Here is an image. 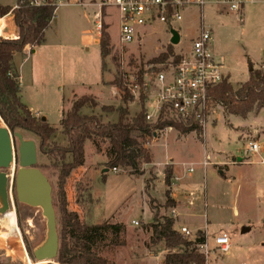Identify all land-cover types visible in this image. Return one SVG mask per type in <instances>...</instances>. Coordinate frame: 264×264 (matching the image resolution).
I'll list each match as a JSON object with an SVG mask.
<instances>
[{
  "label": "rangeland",
  "instance_id": "obj_1",
  "mask_svg": "<svg viewBox=\"0 0 264 264\" xmlns=\"http://www.w3.org/2000/svg\"><path fill=\"white\" fill-rule=\"evenodd\" d=\"M93 1L99 3L101 0ZM13 2L15 0H0L2 4ZM83 2L87 4L89 1ZM58 6L56 19L50 27L49 41L63 34V57L59 59V49L55 50L53 46L46 51L38 48L37 56L29 54L26 59L17 57L21 63L16 65L22 86L31 81V69L41 82L50 81L62 92L72 87L76 93L92 95L98 103L93 112L101 114L104 121H116V111L105 114L100 110L102 106L116 108L121 104L118 90L107 84L116 73L115 62L127 72L132 82L135 77L133 72L141 62L165 52L171 46V28L155 20L139 27L140 35L133 42L122 43L119 39L118 11L112 6L103 7L102 32L108 36L111 51L105 57L102 72L93 19H85V15H82L85 12L74 0ZM181 13L182 20L175 22L172 28L180 35L179 42L172 45L173 52L185 50L198 34L202 22L212 30L211 51L223 63V71L234 88L248 79L251 68H259L264 63V0H246L238 11L207 4L201 9L198 6L186 7ZM113 57L117 61H113ZM149 77L150 74L144 77L146 82L150 80ZM82 82L84 85H80ZM136 90L134 94L132 92L135 100L127 104L131 116L140 108ZM90 112L89 108L83 109V113ZM50 120L52 126L59 129L55 140L61 143L63 137L57 114L51 115ZM4 125L0 118V126ZM260 126L264 127V108L259 112L253 110L242 118L228 114L221 105L214 104L208 123L200 134L195 131L181 133L172 128V131H154L152 135H147L145 147L150 151L152 162L142 164L143 175H131L122 168L112 171L106 165L110 159L106 154L107 140L96 139L100 150L96 149L93 140H86L84 164L72 171L65 184L67 209L77 212L87 224L108 220L123 225L118 234L106 231L105 240L92 248L109 264H162L166 253L163 244L152 245L149 241L150 231L142 226L152 220L153 213L171 216L173 208L177 213L172 217L176 230L185 225L192 234L198 230L206 232L209 250L205 256L206 264H264V174H259L264 164L237 160L238 156L243 160L251 159L252 154L247 153L246 145L248 141L264 139V136L258 139L264 133ZM21 133L24 139H34L38 147L34 134L27 131ZM137 137L142 140L140 135ZM207 157L209 164L204 166L203 161ZM223 161L232 163L226 165ZM37 162V165L47 164L48 160L37 153ZM171 164L175 176L179 177L178 180L171 178V193L174 191L173 184L193 181L205 192L204 202L195 189L191 191L194 192L192 199L190 190L180 188L175 206L164 207L168 186L163 177L165 169H171ZM190 167L193 168L192 172L188 171ZM16 168L17 165L12 164L7 172L11 203L9 211L13 210L15 214L18 234L10 235V228L2 222L0 214V264H36L29 253L46 239V218L41 207L20 202L15 204L12 179ZM226 168L229 169L230 174L226 175H230V179H226L225 172L220 171ZM42 171L52 184L54 200L56 175L50 169ZM200 196L203 198V193ZM189 201H193L191 207L188 206ZM133 220L138 225H134ZM226 225L231 226L228 231L231 244L229 255L222 254L212 240V236L227 231L224 228ZM243 228L248 231L242 232Z\"/></svg>",
  "mask_w": 264,
  "mask_h": 264
},
{
  "label": "trees",
  "instance_id": "obj_2",
  "mask_svg": "<svg viewBox=\"0 0 264 264\" xmlns=\"http://www.w3.org/2000/svg\"><path fill=\"white\" fill-rule=\"evenodd\" d=\"M34 1L15 0L14 5L0 4V17L12 14V22L17 30L16 37L0 36V118L11 132L27 131L35 135L38 141L37 153L43 154L48 160L47 164L37 167L41 170L50 169L56 175L55 199L53 200L52 196V200L54 209L57 208L55 214L58 252L53 261L40 264H109L106 258L92 248L96 243L105 240L106 231L111 230L118 234L123 225L110 223L108 220L87 224L80 219L77 212L69 211L66 206L65 184L72 171L84 164L85 141L93 140L96 149L100 150L96 139L107 140L106 154L110 157L106 163L108 168H122L131 175H143L142 164L152 162L150 151L145 147L147 135H152L155 129L169 126L181 133L195 131L200 134L201 128L193 121L175 120L166 117L167 114H162L155 123H149L145 118L147 86L144 75L161 70L171 57L174 60L179 58L178 53L173 52L170 43L168 50L137 66L133 72L135 80L132 82L128 79L127 72L121 70L119 64L115 62L116 73L107 84L118 90L121 104L116 108L110 105L102 106L100 110L105 114L116 111L118 115L116 121H104L101 114L93 112L98 106L95 98L92 95H82L62 114L59 124L63 139L61 143L57 142L56 132L59 129L49 124L45 118L35 116L21 101L20 76L13 56L15 53H22L27 46L32 49L44 43L45 32L55 16L58 2L68 0H43L39 4H35ZM98 44L101 71L104 72L105 57L109 55L111 46L107 34L102 30ZM112 60L117 61L116 57ZM248 63L250 64L249 61ZM134 84L138 85L137 100L140 108L131 116L127 104L135 100L131 90ZM208 95L213 104L221 105L228 114L245 118L253 110L258 112L264 108V63L259 68H252L248 79L239 87L234 88L226 76L208 92ZM84 108H89L92 112L83 113ZM138 135L142 140L138 139ZM171 178L172 170L165 169L163 180L168 186L165 190V208L175 206V201L171 197ZM147 187L146 181L145 188ZM12 191L14 202L18 205L14 181ZM142 227L150 231L149 241L152 245L163 244L166 253L162 264H206L205 255L199 249V245L206 240L201 230H198L193 238H185L174 228V219L171 216L157 213H153L152 220ZM29 254L35 260L33 252Z\"/></svg>",
  "mask_w": 264,
  "mask_h": 264
},
{
  "label": "built area",
  "instance_id": "obj_3",
  "mask_svg": "<svg viewBox=\"0 0 264 264\" xmlns=\"http://www.w3.org/2000/svg\"><path fill=\"white\" fill-rule=\"evenodd\" d=\"M43 0H35L39 4ZM69 1V0H68ZM246 0H101L99 11L94 14V28L98 35L101 34L102 9L106 6L116 8L119 15V39L122 43L133 42L140 35L138 28L155 20L173 28L175 22L182 20V11L186 7L198 6L203 8L207 4H215L219 9L238 11ZM65 1H59L58 4ZM83 8L82 0H74ZM212 30L200 22L198 34L186 46L185 50L178 53L179 58H169L163 68L150 74V80L146 83V99L144 102L145 118L149 123H155L162 114L175 120L193 121L201 130L208 123L209 113L214 105L209 98L208 92L217 86L227 75L223 71L224 65L217 60L211 51ZM148 75V74H147ZM146 75H144L145 77ZM135 77L133 78V81ZM138 90V85L131 86L133 94ZM136 90V91H137ZM149 103V106L146 104ZM173 127L155 129V131L172 130ZM246 151L249 154H257L258 162L264 164V141H248ZM208 157L203 165L209 164ZM14 164V163H12ZM116 172L118 168H112ZM189 172L193 168L188 169ZM193 192L189 195L193 199ZM193 201L188 202L192 206ZM171 217L177 215L173 208ZM134 225L138 222L133 220ZM178 231L185 238H193L191 230L182 225ZM214 246L219 251L228 255L230 253V239L226 233L212 236ZM200 252L206 257L209 252L206 240L199 245Z\"/></svg>",
  "mask_w": 264,
  "mask_h": 264
},
{
  "label": "water",
  "instance_id": "obj_4",
  "mask_svg": "<svg viewBox=\"0 0 264 264\" xmlns=\"http://www.w3.org/2000/svg\"><path fill=\"white\" fill-rule=\"evenodd\" d=\"M179 40L178 31L171 29L169 42L176 45ZM12 163L17 164L12 179L17 201L29 206L41 207L42 214L46 218V239L33 250L36 264L51 262L58 252L56 214L53 207L52 186L47 176L37 167L36 142L32 139H24L21 132H11L6 125L0 126V214H4L11 207L7 171ZM246 231L247 228L242 229V232Z\"/></svg>",
  "mask_w": 264,
  "mask_h": 264
},
{
  "label": "crops",
  "instance_id": "obj_5",
  "mask_svg": "<svg viewBox=\"0 0 264 264\" xmlns=\"http://www.w3.org/2000/svg\"><path fill=\"white\" fill-rule=\"evenodd\" d=\"M88 1L89 2H87V4H85L82 0V3H83V8H82L83 11L82 12L83 13L85 12V14H82V13L81 14L85 15V16H83L85 19L87 17V19H91V20L93 19V21H94V14L96 12H98L100 8H99L98 3L94 2L93 0H88ZM0 4H2V3H0ZM14 4H15V2H13L12 4H2V5H14ZM58 7L55 11V16H54L53 20L51 21L49 28L45 32L44 43L41 44L40 46H36L32 49L29 46H27L23 50L22 53H15L13 56V62H14L16 67H17L16 64H18V63L21 64L18 61L17 57H24L26 59V57L29 54L37 56V54H39L38 48H40V47L43 49V51H46L47 49H49L52 46L55 48V50L59 49L57 51H59L58 56H59V59L61 60V58L63 57V48L65 47V43H63V42H65V40L62 38L63 34L60 32V34H62L61 36L56 37L51 42L49 41L50 40L49 39V32L51 29L50 27L53 25V23L56 19L57 11L59 10ZM103 9H102V13H103ZM0 21L2 23L1 27H0V36L10 37V38L16 37L17 30H16V27L14 26V24L12 22V14H7L5 17H0ZM95 37H96L95 42L98 43L99 38H98L97 32H96ZM19 60H21V59L19 58ZM17 69H18V67H17ZM30 78H31V81L28 82L27 85H25V86H22V84L20 82V88H19L20 89V99L30 109V111L35 116H40V117L45 118L49 122V124H51V120H50L51 115L54 116L55 114H57V120L60 121L62 114L70 109L72 102L76 98H78L82 95H87L84 93L83 94L82 93H76L75 89L72 87H70V88L67 87L66 92H64V90L62 92L58 89L59 87H57L56 84L51 83L50 81L44 80L45 82H41L40 78L36 77V72H34L31 69H30ZM80 85H84V83L82 82V84H80ZM260 127H262V126H260ZM262 128L264 129V127H262ZM170 131H172V130H170ZM261 136H264V133H262L258 139H260ZM32 140H34V139H32ZM262 141H264V139ZM258 159H259V156L257 154H252V157L250 160H243V157H240V156L237 157V160L242 162V163L263 165V164L258 162ZM223 163H225L226 165H230L232 162L230 163L229 161H223ZM171 165H172L171 166L172 178L174 180H176V179L178 180L179 177L175 176V174H174L173 164H171ZM228 168H229V166H228ZM228 168L220 170V171L225 172L224 175L226 176V179L230 177V175H226V174H230ZM259 171H260L259 174H264L263 168L259 169ZM188 182L184 183V184L178 183L177 185L173 184L174 191L171 193V197L174 199V201H177V197H179L178 196L179 189L184 188V189H188L190 191H192V189H195V191H198V193H197L198 197L201 198L204 202V198L206 195H205V192L203 191V189L201 188V186L199 184H197V185L194 184L193 181H188ZM200 193L201 194L203 193V195H204L203 198L200 196ZM203 205H206V204L203 203ZM230 227H231L230 225H226L224 228H226L227 231H223L222 233H226L228 235L229 234L228 231L231 230ZM247 231H248V229H247ZM203 232L206 236V232L205 231H203ZM218 234H220V233H218ZM242 264H247V263L243 262Z\"/></svg>",
  "mask_w": 264,
  "mask_h": 264
},
{
  "label": "bare ground",
  "instance_id": "obj_6",
  "mask_svg": "<svg viewBox=\"0 0 264 264\" xmlns=\"http://www.w3.org/2000/svg\"><path fill=\"white\" fill-rule=\"evenodd\" d=\"M1 21H0V27H1ZM2 222L7 225L10 228V235H17L18 230L15 225V214L13 210H8L4 214H2Z\"/></svg>",
  "mask_w": 264,
  "mask_h": 264
}]
</instances>
